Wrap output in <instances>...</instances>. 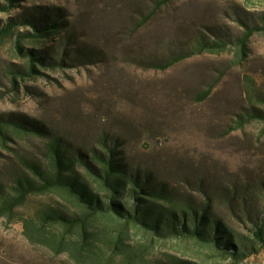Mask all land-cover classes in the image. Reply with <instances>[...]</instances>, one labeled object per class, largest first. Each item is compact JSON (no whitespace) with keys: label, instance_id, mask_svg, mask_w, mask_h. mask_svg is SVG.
<instances>
[{"label":"rangeland","instance_id":"1","mask_svg":"<svg viewBox=\"0 0 264 264\" xmlns=\"http://www.w3.org/2000/svg\"><path fill=\"white\" fill-rule=\"evenodd\" d=\"M160 0H18L16 8L0 9V25L25 15L61 11L65 31L35 46L50 49L55 67H41L36 78L12 90L8 70L23 66L11 38L0 40V116L25 120L79 146L101 135L120 139L131 164L150 170L182 193L196 191L203 181L214 197L232 180L264 179V120L243 127L241 116L264 111V32L248 43V57L239 63L235 42L254 25L264 0H173L143 23ZM7 0H0L6 5ZM20 31L28 27L19 25ZM228 40L219 54L190 56L168 70L157 61L188 54L198 39ZM212 87L211 95L197 94ZM9 145L30 156L40 153L38 138L12 135ZM13 153L0 146V170L9 172ZM60 200L50 194L32 197L24 215L41 203ZM215 211L246 233L215 200ZM129 243L147 242L130 230ZM174 256L197 264H232L209 247L189 239L154 241L147 259ZM0 264H74L67 254L31 244L23 223L0 218ZM242 264H264V251Z\"/></svg>","mask_w":264,"mask_h":264},{"label":"trees","instance_id":"2","mask_svg":"<svg viewBox=\"0 0 264 264\" xmlns=\"http://www.w3.org/2000/svg\"><path fill=\"white\" fill-rule=\"evenodd\" d=\"M7 1L0 5L2 11L18 7V0ZM172 1L157 2L143 23ZM257 19L254 25H245L243 35L234 43L239 63L248 57L250 38L264 32V11ZM66 24L62 12L55 11L40 17L25 15L0 25V40L11 38L17 56L24 61L23 66L8 70L13 91L19 90L21 81L41 74V67L57 65L49 48L38 50L35 46L60 36ZM19 25L28 29L20 31ZM230 44L228 40L199 38L188 54L170 56L153 67L165 71L190 56L223 53ZM212 91L210 87L196 99L204 101ZM256 119L264 120V111L254 109L237 124L243 127ZM12 135L38 138L40 153L30 156L11 147ZM120 142L104 133L97 143L79 146L23 119L0 116V146L14 155L8 158L9 172L0 170V218L20 220L31 244L56 256L67 254L74 264H197L174 256L150 262L147 256L154 241L166 238L192 240L232 264H242L264 251V179L232 180L216 190L214 197L203 181L195 184L199 195L188 190L182 193L168 180L131 164ZM50 194L60 200L41 203L33 216L21 213L30 198ZM217 199L246 226V233L217 214ZM131 229L142 233L147 242L131 245Z\"/></svg>","mask_w":264,"mask_h":264}]
</instances>
